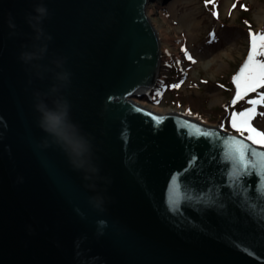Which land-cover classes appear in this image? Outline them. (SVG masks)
<instances>
[{"label": "water", "instance_id": "obj_1", "mask_svg": "<svg viewBox=\"0 0 264 264\" xmlns=\"http://www.w3.org/2000/svg\"><path fill=\"white\" fill-rule=\"evenodd\" d=\"M150 1L0 0V264H264V177L236 184L226 156L225 141L240 134L135 100L153 90L160 65ZM40 3L49 56L66 57L72 73V117L110 180L96 190L62 151L42 146L33 93L51 81L19 59ZM98 193L99 206L89 199Z\"/></svg>", "mask_w": 264, "mask_h": 264}, {"label": "rangeland", "instance_id": "obj_2", "mask_svg": "<svg viewBox=\"0 0 264 264\" xmlns=\"http://www.w3.org/2000/svg\"><path fill=\"white\" fill-rule=\"evenodd\" d=\"M147 13L160 40V66L152 92L136 100L238 133L231 115L264 94L258 88L236 99L235 85L249 33H264V0H151ZM251 126L264 132V105H256Z\"/></svg>", "mask_w": 264, "mask_h": 264}, {"label": "clouds", "instance_id": "obj_3", "mask_svg": "<svg viewBox=\"0 0 264 264\" xmlns=\"http://www.w3.org/2000/svg\"><path fill=\"white\" fill-rule=\"evenodd\" d=\"M48 16L49 11L43 3L37 4L33 12L26 16V22L34 35L31 44L24 45L25 50L19 54L20 61L27 66L31 76L41 82L51 81L45 90L38 89L33 93L36 124L45 134L42 146L62 151L73 170L83 174V179L87 182L85 186L96 190L98 184L110 183V180L101 175V167L89 134L72 117L73 106L65 94L71 85L72 73L65 67L66 57L56 54L49 56L52 36L43 27ZM9 28H16L11 16ZM15 34L12 32L10 36ZM89 199L97 206L103 203V196L99 193Z\"/></svg>", "mask_w": 264, "mask_h": 264}, {"label": "snow or ice", "instance_id": "obj_4", "mask_svg": "<svg viewBox=\"0 0 264 264\" xmlns=\"http://www.w3.org/2000/svg\"><path fill=\"white\" fill-rule=\"evenodd\" d=\"M249 36V53L240 70L239 77L235 80L236 99L248 92H256L258 88H264V60L259 59L264 57V33L257 35L250 32ZM188 58L191 59L190 56ZM248 102L252 107L231 115V127L240 133L239 138L233 137L225 141L226 156L234 162L231 178L238 185L239 178L244 175L255 173L257 176L264 177V132L251 126V120L256 114V105H264V94H259L257 99ZM181 127H187L190 136L210 135L193 125H181ZM244 133L248 135L245 136ZM196 162L195 155H192L189 157L187 165L192 167ZM169 187L168 200L172 205H176L181 199L180 183L176 176L171 178ZM257 191L264 195V181Z\"/></svg>", "mask_w": 264, "mask_h": 264}, {"label": "bare ground", "instance_id": "obj_5", "mask_svg": "<svg viewBox=\"0 0 264 264\" xmlns=\"http://www.w3.org/2000/svg\"><path fill=\"white\" fill-rule=\"evenodd\" d=\"M142 105H144V103L141 102ZM145 106V105H144Z\"/></svg>", "mask_w": 264, "mask_h": 264}, {"label": "trees", "instance_id": "obj_6", "mask_svg": "<svg viewBox=\"0 0 264 264\" xmlns=\"http://www.w3.org/2000/svg\"><path fill=\"white\" fill-rule=\"evenodd\" d=\"M153 94V93H152Z\"/></svg>", "mask_w": 264, "mask_h": 264}]
</instances>
